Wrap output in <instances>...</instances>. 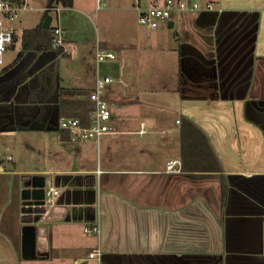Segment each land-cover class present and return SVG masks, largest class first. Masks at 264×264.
Segmentation results:
<instances>
[{"label":"crops","instance_id":"obj_1","mask_svg":"<svg viewBox=\"0 0 264 264\" xmlns=\"http://www.w3.org/2000/svg\"><path fill=\"white\" fill-rule=\"evenodd\" d=\"M27 1L20 15L41 13L22 30L44 20L46 0ZM72 1L49 26L65 49L28 50L0 69V137L39 134L45 159L34 170L0 162V264H264V0H196L156 29L139 24L134 0ZM99 7L129 11L122 38L99 33ZM97 48L116 55L113 67L101 71ZM102 77L113 132L74 141L51 129L49 105L89 100ZM34 176L62 193L24 239L17 211Z\"/></svg>","mask_w":264,"mask_h":264},{"label":"built area","instance_id":"obj_2","mask_svg":"<svg viewBox=\"0 0 264 264\" xmlns=\"http://www.w3.org/2000/svg\"><path fill=\"white\" fill-rule=\"evenodd\" d=\"M134 8L138 10V22L140 25L149 29H156L161 22H167L173 11L182 12L186 10H196L199 3L196 0H152L146 6H140L139 0H134ZM32 9L27 0H0V69L3 65V55L12 45L15 36V30L11 23L15 21L21 12ZM49 11L52 21H59L61 6L44 8ZM52 49H65L66 43L61 39V30L59 27H53ZM116 55L107 50L97 48L95 51V61L97 63L104 60H113ZM111 81L110 77L97 78L93 91L88 95V99L94 103V108L89 113L87 125H82L77 117L60 116L57 119V128L66 131L74 141H86L98 139L101 135L112 133L113 128L109 124L110 110L107 102L103 98V88ZM179 162L174 159L167 161V170L178 172ZM44 212L41 213L42 219L50 220L54 217L52 213L53 206L56 204L62 193L60 187L47 184L44 188ZM62 211L63 208H62ZM61 211V212H62ZM40 230V227L39 229ZM96 227H91L90 231H96ZM98 250H93L88 254V258H97Z\"/></svg>","mask_w":264,"mask_h":264},{"label":"rangeland","instance_id":"obj_3","mask_svg":"<svg viewBox=\"0 0 264 264\" xmlns=\"http://www.w3.org/2000/svg\"><path fill=\"white\" fill-rule=\"evenodd\" d=\"M32 5L37 8L39 6L40 0H31ZM89 3L92 4L91 7H95L97 5L96 0H86ZM99 9L102 10H96L94 14H92V20L96 24V26L99 29V33L102 31H105L107 33H110L112 38L120 39L122 38V26L120 25L122 23H126V25L129 27V11H126L125 13L121 11L116 10H104V7H99ZM174 12V11H173ZM172 12L171 17L175 19V15ZM41 10L36 9L33 11H28L25 13H22L20 15V18L16 21L12 22L11 25L14 24V27L16 29L17 33H20L22 28L30 27L33 23H35V20H37V17L40 16ZM61 15V13H60ZM80 20V19H79ZM87 21V20H86ZM107 22V25H105V22ZM83 22V21H82ZM80 22L78 25L77 31L78 36H82L85 32V35L87 37V43L85 45H82V48H91V41L93 36V30H89V25H84ZM163 26V24H160ZM92 27V26H91ZM101 27V29H100ZM80 34V35H79ZM102 34V33H101ZM100 35V34H99ZM80 39V37H78ZM82 39H80L81 42ZM19 46H16L13 50H7L3 55V61L7 65L11 62H13L16 58L17 52H18ZM99 66L101 68V71H105V66L113 67L114 62L112 60H104L99 63ZM112 85V84H111ZM106 88V87H105ZM120 111H118L119 114ZM123 117L129 116V113H125L122 111ZM42 144V139L39 138V134H21L18 133L14 136H1L0 137V162L6 165H9L10 167L13 166V162H8L5 160L7 155H12L14 162L19 163L20 167L23 169H29L34 170L36 167L42 168L45 165V159L43 158L41 152V149L36 151L37 147H40ZM31 146H34L35 152H33V149ZM47 177H50V175H46ZM29 176H26L27 178ZM30 180L29 181H23L22 187L23 188H29ZM20 212L19 215L22 217L21 224L23 225H30L33 228L34 234L37 236L38 228L40 226H45L46 223H48L49 220L42 219L41 213L44 212V208L42 207V212L36 213L32 210L30 206L24 205V203L21 201V207L18 208V211ZM38 254V252H37Z\"/></svg>","mask_w":264,"mask_h":264},{"label":"trees","instance_id":"obj_4","mask_svg":"<svg viewBox=\"0 0 264 264\" xmlns=\"http://www.w3.org/2000/svg\"><path fill=\"white\" fill-rule=\"evenodd\" d=\"M60 5L62 7H71L72 0H46V8ZM49 15V11L43 12V18ZM53 29L43 28L41 24L34 28L23 29L21 32V42L19 54L16 56L14 63L20 58L21 54L28 50L37 52L50 51L52 49ZM62 49H57L56 54ZM62 95L63 92L61 91ZM94 108V103L90 100H78L74 98H60L59 115L60 116H76L79 117L82 125L88 124V116ZM62 131V130H61ZM66 132V131H62Z\"/></svg>","mask_w":264,"mask_h":264},{"label":"water","instance_id":"obj_5","mask_svg":"<svg viewBox=\"0 0 264 264\" xmlns=\"http://www.w3.org/2000/svg\"><path fill=\"white\" fill-rule=\"evenodd\" d=\"M52 17L51 15H47L43 22L42 27L43 28H49L51 23ZM171 22L169 23V27H171ZM51 53L53 56H56L55 51H46L44 53ZM49 107L51 108V125H54V128L51 127V129H57V119L59 116V108L56 103L50 104ZM30 187L29 188H23L20 193V197L24 205L30 206L32 210L36 213L42 212V205L44 204V188H45V179L43 177H32L30 181ZM69 217H67L68 220ZM29 235L32 236L34 239V232L33 228L30 225H25L23 227V238L26 239L29 237Z\"/></svg>","mask_w":264,"mask_h":264}]
</instances>
